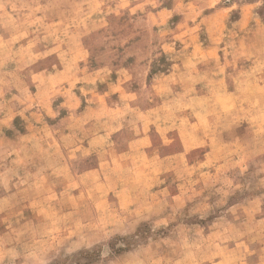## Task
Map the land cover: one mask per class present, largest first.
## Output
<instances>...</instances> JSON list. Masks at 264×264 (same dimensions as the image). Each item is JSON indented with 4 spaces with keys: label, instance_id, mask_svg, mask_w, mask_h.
<instances>
[{
    "label": "rangeland",
    "instance_id": "1",
    "mask_svg": "<svg viewBox=\"0 0 264 264\" xmlns=\"http://www.w3.org/2000/svg\"><path fill=\"white\" fill-rule=\"evenodd\" d=\"M0 264H264V0H0Z\"/></svg>",
    "mask_w": 264,
    "mask_h": 264
}]
</instances>
